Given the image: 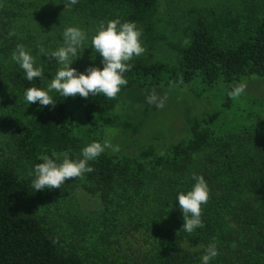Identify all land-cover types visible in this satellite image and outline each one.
<instances>
[{"label":"trees","instance_id":"16d2710c","mask_svg":"<svg viewBox=\"0 0 264 264\" xmlns=\"http://www.w3.org/2000/svg\"><path fill=\"white\" fill-rule=\"evenodd\" d=\"M31 1L0 0V41H14L9 48H15L17 41H55L56 27L48 20V13L40 17L44 20L40 23L37 13L27 15L20 11L32 5ZM159 2L78 0L71 6L105 25L117 19L121 23L134 22L149 37L154 33L152 18ZM259 6L256 3L249 10L251 14L242 30L229 32L227 37L213 31L207 20H197L190 27L189 43L178 51L175 66L133 58L128 62L131 70L124 74L128 83L121 86L115 99L103 94L65 98L57 92L55 107L46 106L16 135L19 157L31 167L43 162L39 157H52L54 152L59 157L67 153L72 159L82 158V149L90 143L111 141L116 136L122 125L121 108L128 102L143 106L148 104L147 97L153 90L160 92L171 86H191L201 94L214 92L223 84L222 106L229 109V120L210 121L204 126L200 119L188 117L187 136L165 153L155 146H148L133 157L105 151L89 161L95 171L85 173L83 186L102 199L104 220L100 223L107 226L108 221L113 225L117 221L122 226L120 216L128 209L130 213L136 208L148 210L149 203L164 214L180 209L178 193L192 189L193 174L202 175L210 189L208 202L201 206L203 227L192 233L182 231V227L184 246L176 244L165 264H202L201 257L212 243L219 254L209 264H264V156L243 159L244 153L238 149L264 128V107L256 98L235 102L227 95L241 82L264 87V6ZM9 75L10 84L13 82L17 89L21 86L18 90L22 96L26 88L40 81H27L23 71H11ZM1 77L4 80L3 73ZM229 179L236 185L244 184L253 199L243 202V197H233L230 191L216 205L214 195ZM25 193L18 168L0 163V264H88L90 260L80 246L84 232L78 233L71 243L52 233L41 220L25 211ZM142 202L147 206L143 207ZM229 207L232 208L227 212ZM96 258L94 255L91 261Z\"/></svg>","mask_w":264,"mask_h":264},{"label":"rangeland","instance_id":"374dc122","mask_svg":"<svg viewBox=\"0 0 264 264\" xmlns=\"http://www.w3.org/2000/svg\"><path fill=\"white\" fill-rule=\"evenodd\" d=\"M252 1V3H249ZM24 13H37L40 17L49 14L51 24L56 27L55 41H17L23 44L33 56L35 67L44 68L45 81H35L38 88H47L53 78L57 63L48 60L40 52L43 46L48 52L63 46V32L67 27H79L87 34L79 57H74L71 67L78 72L85 73L89 67L103 69V57L94 53L91 38L101 22L88 19V15L74 11L70 6L65 11L68 0H32ZM259 4L264 6V0H160L155 15L152 18L154 33L151 36L141 35V44L145 52L139 56L154 62L166 63L175 66L178 62V51L184 47L185 38L189 40L190 27L200 18L207 20L213 31L227 37L229 32L242 30L247 21L250 9ZM26 21V18H25ZM141 31V30H140ZM142 33V32H141ZM242 33V32H241ZM54 35V33H53ZM231 40V39H227ZM14 41H0V163L18 168L25 182L26 193L23 202L25 211L43 222V225L52 233L62 235L67 242L76 238L78 233L84 232V239L80 242L82 252L88 264H165L168 253L179 243L184 246V239L180 229L183 227V212L176 209L172 212L162 213L150 204L148 210H126L121 217L122 226L117 221L107 226L101 224L104 219L101 214L102 199L98 194L91 193L84 187L83 178L66 180L59 189L33 190L31 183L34 177V168L26 164L19 157L16 149V135L19 130L28 125V121L36 117L46 106H41L39 101L29 104L24 96L20 95L19 87L10 84V72L23 71L12 60L15 48H9ZM95 57V59H93ZM135 58V57H134ZM36 79H39L37 77ZM224 85L215 87L213 91L197 94L191 86H171L156 92L158 96H167L165 106L160 109L155 105L145 104L138 106L128 102L122 110V125L116 131V136L111 143L120 146V152L108 153L125 156H137L142 149L148 146L157 147L158 151L165 153L173 145L184 139L188 133L187 118L200 119L204 126H208L222 119L229 120L232 116L229 109L222 106ZM12 91V92H10ZM50 94L53 99L57 96ZM61 96V95H60ZM62 97V96H61ZM261 100L264 107V87L254 83H247L245 93L238 99ZM235 99V102L240 101ZM244 113V112H243ZM252 139L244 146L238 147L246 156H264V128L252 134ZM207 153L201 156L204 160ZM213 157V155L211 154ZM62 160L63 157H55ZM32 173V175H29ZM228 181V180H227ZM229 183L218 190L214 197L215 204H220L221 197L233 191V197H243L251 200L254 197L248 188L243 185ZM231 205L230 202H225ZM147 206L145 202L141 203ZM232 207L227 208L230 212ZM231 218L230 215L227 216ZM115 231V232H114ZM114 232V234L112 233ZM112 234V235H111ZM91 235L93 236L92 238ZM64 244V246L69 245ZM97 258L91 261L93 256ZM249 264H252L249 262Z\"/></svg>","mask_w":264,"mask_h":264},{"label":"clouds","instance_id":"9594fccd","mask_svg":"<svg viewBox=\"0 0 264 264\" xmlns=\"http://www.w3.org/2000/svg\"><path fill=\"white\" fill-rule=\"evenodd\" d=\"M77 2L78 0H69V3L65 5V11ZM10 35H14V33H10ZM141 35V31L134 22L121 23L119 19L110 20L107 25L101 22L96 34L91 38V44L94 53H99L103 57L101 61L103 69L89 67L85 73H81L71 65L79 57L87 34L79 27H67L63 32V46L52 52H48L43 46H40V52L47 56L49 61L54 59L57 68L46 89L38 88L34 83L32 87L26 88L24 92L26 102L32 104L39 101L41 106L55 107L56 102L50 95L53 91L65 98L77 96L88 98L89 95L95 97L98 94H103L108 99H115L121 86L128 83L124 76L132 67L128 62L145 52V48L141 44ZM184 43L188 44L189 40L185 38ZM74 57L76 59H73ZM11 58L23 70L27 81L33 82L37 77L45 81L44 68L34 66V58L23 44L16 46ZM246 89L247 82H241L234 85L227 95L235 100L241 97ZM166 99V95L160 97L153 90L147 97V103L162 109ZM106 150L118 153L121 149L119 145H114L105 139L103 143L92 142L84 147L81 152L82 158L72 159L67 153H64L62 160L53 159L52 157H57L55 152L52 157H39L43 162L35 165V178L31 183V188L36 191L45 188L59 189L66 180L83 178L85 173L95 171L93 167L89 166V161L96 160ZM192 178L195 181L192 189L187 193L180 192L177 196L180 209L183 212L182 231L187 233H192L195 229L203 227L201 206L208 202L210 194L209 186L202 175L193 174ZM218 254L216 244H209L205 254L201 257L202 264H209V261Z\"/></svg>","mask_w":264,"mask_h":264}]
</instances>
